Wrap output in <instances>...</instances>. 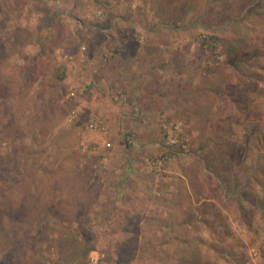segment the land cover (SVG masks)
Returning a JSON list of instances; mask_svg holds the SVG:
<instances>
[{"label": "rangeland", "instance_id": "rangeland-1", "mask_svg": "<svg viewBox=\"0 0 264 264\" xmlns=\"http://www.w3.org/2000/svg\"><path fill=\"white\" fill-rule=\"evenodd\" d=\"M93 251L264 264V0H0V264Z\"/></svg>", "mask_w": 264, "mask_h": 264}, {"label": "built area", "instance_id": "built-area-1", "mask_svg": "<svg viewBox=\"0 0 264 264\" xmlns=\"http://www.w3.org/2000/svg\"><path fill=\"white\" fill-rule=\"evenodd\" d=\"M91 127L98 129L99 124L93 122L91 124ZM154 166H156L157 168H161V163L159 164V162H154ZM85 264H118V263L114 261H109L108 256L104 252L93 251L89 255L88 260Z\"/></svg>", "mask_w": 264, "mask_h": 264}, {"label": "trees", "instance_id": "trees-1", "mask_svg": "<svg viewBox=\"0 0 264 264\" xmlns=\"http://www.w3.org/2000/svg\"><path fill=\"white\" fill-rule=\"evenodd\" d=\"M56 76L59 80H64L66 78V69L63 68L62 70H60ZM167 156L173 157V156H175V154L172 152H167ZM58 241L60 242V244L63 243L66 245L71 243L72 246L75 243V240L73 238H72V240H70V239H66V238L61 237ZM77 254H78V252H74L72 257H70L71 262H76L77 264H82V263H85L87 261V258H85V257L78 259Z\"/></svg>", "mask_w": 264, "mask_h": 264}, {"label": "crops", "instance_id": "crops-1", "mask_svg": "<svg viewBox=\"0 0 264 264\" xmlns=\"http://www.w3.org/2000/svg\"><path fill=\"white\" fill-rule=\"evenodd\" d=\"M133 54H131V56H132ZM144 58L145 57H142V61L144 60ZM132 59L134 60V57H132ZM131 64L133 65V62H131ZM125 75V78L127 79V80H132L133 81V83L131 84V85H128L127 87L129 88V90H130V94H134V93H136V95H140L139 94V92H138V90L136 91V89L138 88V80H139V78H137L136 76H135V70H133V71H131V72H128L127 74H124ZM156 76V75H155ZM115 79H116V77L115 76H113ZM118 77H119V79H122V75H118ZM150 77L151 76H148V78H149V81H151V80H153V79H151L150 80ZM137 87V88H136ZM145 87V85L144 86H140L139 87V91L142 89V88H144Z\"/></svg>", "mask_w": 264, "mask_h": 264}]
</instances>
